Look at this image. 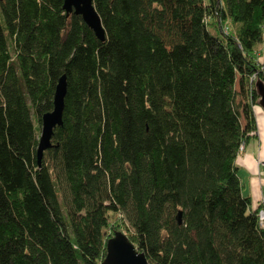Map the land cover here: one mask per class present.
Listing matches in <instances>:
<instances>
[{"label":"trees","instance_id":"trees-1","mask_svg":"<svg viewBox=\"0 0 264 264\" xmlns=\"http://www.w3.org/2000/svg\"><path fill=\"white\" fill-rule=\"evenodd\" d=\"M62 3L0 0V264H101L113 215L149 264H264L235 163L255 131L264 0H92L102 40Z\"/></svg>","mask_w":264,"mask_h":264},{"label":"water","instance_id":"water-1","mask_svg":"<svg viewBox=\"0 0 264 264\" xmlns=\"http://www.w3.org/2000/svg\"><path fill=\"white\" fill-rule=\"evenodd\" d=\"M62 8L66 14L70 12L79 14L99 39L102 40L104 38L103 27L92 0H63ZM253 86L258 96L256 103L264 111V80L256 78ZM65 93L66 78L65 74H61L54 89L53 108L41 115L40 132L36 145L38 165L44 150L51 146L53 129L62 123ZM177 219L180 221V213L177 214ZM101 264H149V262L144 252L136 248L124 232L115 230L106 240V251Z\"/></svg>","mask_w":264,"mask_h":264},{"label":"crops","instance_id":"crops-1","mask_svg":"<svg viewBox=\"0 0 264 264\" xmlns=\"http://www.w3.org/2000/svg\"><path fill=\"white\" fill-rule=\"evenodd\" d=\"M261 55L264 47H259ZM256 133L250 136L243 150L237 155L235 163L243 195H248L251 207H257L264 200V111L257 104L251 105Z\"/></svg>","mask_w":264,"mask_h":264},{"label":"rangeland","instance_id":"rangeland-1","mask_svg":"<svg viewBox=\"0 0 264 264\" xmlns=\"http://www.w3.org/2000/svg\"><path fill=\"white\" fill-rule=\"evenodd\" d=\"M206 1H208V0H206ZM209 30L210 31H212L213 33H215L216 35H218V36H220L221 35V33H220V31H219V29H217V28H215L213 25H211L210 23H209ZM234 27H235V24L234 23H224V25H223V30H225V31H229L230 33H233L234 32ZM263 32H264V27H263ZM261 44L263 45V47H264V35H263V42H261L259 45H257V47H256V54H257V61H258V63H260V66H262V65H264V52L262 53L263 55H262V58H260L261 57V55H259L258 53L259 52H261V49L259 48L260 46H261ZM264 51V50H263ZM255 133H256V128H255V131H254V135H255ZM243 150V149H242ZM241 150V151H242ZM263 202H264V200L263 199H261ZM261 201V202H262ZM262 204V203H261ZM111 221L112 222H117V224H120L121 226H119L118 225V227H120V228H117V229H115V230H121L122 232H124L126 235L129 233V227H128V225H127V223L126 222H124V220H122V218H120L119 216H112L111 217ZM117 227V226H116ZM113 233V232H112ZM112 233H111V235H112Z\"/></svg>","mask_w":264,"mask_h":264},{"label":"built area","instance_id":"built-area-1","mask_svg":"<svg viewBox=\"0 0 264 264\" xmlns=\"http://www.w3.org/2000/svg\"><path fill=\"white\" fill-rule=\"evenodd\" d=\"M255 80V78H254ZM254 133V132H253ZM262 203V204H261ZM260 204V208L258 210V217H259V220L262 221L264 219V202L262 201Z\"/></svg>","mask_w":264,"mask_h":264}]
</instances>
